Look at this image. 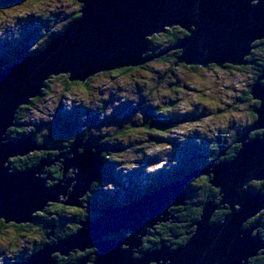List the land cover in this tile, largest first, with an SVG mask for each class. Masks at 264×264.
I'll return each instance as SVG.
<instances>
[{"label":"water","instance_id":"1","mask_svg":"<svg viewBox=\"0 0 264 264\" xmlns=\"http://www.w3.org/2000/svg\"><path fill=\"white\" fill-rule=\"evenodd\" d=\"M79 19L41 52L7 68H0V220L6 224H27L49 203H58L67 195L71 181L65 174L77 169L76 184L64 205L80 207V198L100 177L103 150L93 141L80 139L70 147L65 158L63 178L58 185L47 186L41 159L23 171H11L10 159L45 149L33 136L9 140V127L20 106H29L52 77L66 75L71 83L87 84L100 73L143 66L151 58L150 39L178 27L187 36L177 46V65H210L222 69L248 65L247 58L264 40V0H80ZM66 26V24H64ZM250 94L259 103L253 127L236 140L239 150L226 160L186 174L138 200L122 207H109L96 219L78 223L72 235L46 244L19 264H57L52 255L69 256L75 251L96 249V264H247L264 248V239L253 235L257 225L244 229L248 220L264 210V193L253 192L251 182L264 180V70L252 85ZM259 135L250 138L254 131ZM90 142V143H88ZM82 149V152L79 150ZM96 150V151H94ZM47 160V162H46ZM38 174V176H37ZM209 177V184L219 191L220 201L206 202L195 222L194 233L180 247H161L135 253L144 237L158 223L175 220L170 209L183 207L188 200L186 187L192 179ZM66 183L63 185L62 183ZM227 205L228 214L219 221L216 209ZM129 232L122 238L109 235ZM126 246V248L123 247ZM85 264V260L81 262Z\"/></svg>","mask_w":264,"mask_h":264},{"label":"rangeland","instance_id":"2","mask_svg":"<svg viewBox=\"0 0 264 264\" xmlns=\"http://www.w3.org/2000/svg\"><path fill=\"white\" fill-rule=\"evenodd\" d=\"M3 1L9 2L8 0L0 1V54L20 45V41L25 38L27 44L30 45V50L34 49L49 35L61 31L65 27L64 24L68 25L71 22V13L76 8L80 9L75 0H37V2L17 3L9 6L4 3L1 5ZM158 40H155L154 44L158 43ZM258 57L259 55L255 53L254 58L258 59ZM255 68L256 66L252 65L242 71L235 72L214 67L191 73L183 67H177L173 71L174 77L172 76L173 79H171L168 66L154 61L146 69L133 70L125 74L110 75L108 73L107 75H100L102 74L100 73L95 76L100 75L99 78L93 77L95 79L89 80L87 86L74 85L71 86V89L67 86L66 76L64 78L59 76L50 79V87L47 88L49 92L42 99L34 102L31 106H26L28 109L21 112V120L22 123L27 124L28 127H25L27 131L34 132L32 136L37 138V145L43 147L45 144L41 140L45 135H52L57 131L59 138L65 139L67 137L59 130L62 125L57 124L56 119L59 113L64 115L66 123L70 122L67 119H77L79 121L78 130L90 129L96 139H99L100 142L103 141V143H106V138L100 139L97 137L101 136L102 132L110 130L115 136L116 129H122L124 126L129 128L133 132L134 137L132 139L134 141L130 145L125 144L122 150L119 149L117 154L121 156V159L119 158L121 161L118 163L113 162L109 166L111 180L120 182L121 189L110 182L99 184L108 194L118 195L117 197H120L121 201H125L119 195L126 198L129 195L138 196L141 193L143 195L148 192L151 193L157 189L149 191L148 186L152 183L159 185L161 182L167 181L168 176L175 174L178 169L182 170L189 163L195 162L197 165L196 170L200 169L199 167L203 165L199 163L202 162L193 159H197L198 155L203 156L205 147L207 148L210 143H213L220 132L222 133L220 142H223L221 144L224 145V150L229 152L232 144H238L236 143V137L253 127V118L250 116V111L254 110V102L256 101L249 99L247 93L250 92V87L255 83L253 81V77L257 72ZM173 82L174 85L179 87L178 89L174 87ZM169 87L172 89V97L168 94L170 92ZM138 88L142 92L140 95L142 101L136 95V91H139ZM171 100H175V102L172 103ZM140 102L142 103L140 105L142 106V112L138 115H132V111ZM162 105L166 109L158 114L157 118L161 122L166 121L165 131L159 133H155L153 130L143 131L144 128L141 127V123H147L153 117L152 114L154 115L153 111L152 113L149 111V107ZM85 117H89L90 121L85 120ZM92 119L93 121H91ZM133 123H137L135 129H131ZM21 129L23 128L19 129L20 132ZM26 130L24 131L26 132ZM24 138H27V136L19 140ZM198 141L202 142L203 147L198 150V155H196L192 150L193 145L197 144ZM135 147L138 149L132 150ZM142 148L147 153L144 156H139L137 152H141L139 149ZM194 150L196 149L194 148ZM46 151L53 154L60 153L58 154L60 156L61 152L66 150L62 148L58 149L59 152ZM115 152V150L110 151L109 156L115 157ZM53 158L55 159V157ZM223 159V157L219 158L220 161H215V163H219ZM11 161L13 160L10 159ZM49 167L44 168V170H48ZM184 169L186 170V168ZM48 176L49 174L46 172L45 177ZM72 176L75 178V175ZM203 180L201 175L192 179L190 183L200 185ZM46 184L47 186L50 184V187L53 186L49 180ZM62 184L66 185L64 182ZM73 184H76V182L72 181V187ZM195 189L189 200L199 198L201 189ZM62 200L67 201L69 198L60 196L59 202ZM51 204L53 203H49V206L46 207L50 209L47 212L56 209L50 206ZM127 204H129L128 201ZM187 204L188 202H186ZM184 207L178 206L174 210L170 209L176 219L160 223L156 227L177 223L179 221L178 209ZM95 211L87 210L84 213L91 216V213ZM263 212L264 210L261 213ZM50 215L51 218L57 219H59L58 215L62 216L59 219L62 228L58 227V231L61 232L70 227L71 221L69 219L75 215V212L71 209H65L61 214ZM191 229L194 233L195 227H188L186 237L191 236H187ZM2 232V235H0V264H8L10 262L9 258L12 261L23 258L25 254L36 247V241L41 239L40 232L35 229L30 234H17L11 227L4 228ZM128 234L129 232L122 230L121 234H116V238H122ZM63 237L66 236L63 235ZM63 237L62 239H64ZM147 237H150V235ZM147 237L145 238L147 239ZM145 238L143 240H146ZM148 239L154 241L157 237L151 236ZM58 241L59 239L55 240L54 243L58 244ZM143 244L141 250H143ZM123 247L126 248L125 245ZM156 247L160 248L161 244L151 247V249ZM55 254L59 255L58 252ZM135 256L139 257L141 255L135 254ZM57 264L59 263L57 262ZM62 264L68 263L64 262Z\"/></svg>","mask_w":264,"mask_h":264},{"label":"trees","instance_id":"3","mask_svg":"<svg viewBox=\"0 0 264 264\" xmlns=\"http://www.w3.org/2000/svg\"><path fill=\"white\" fill-rule=\"evenodd\" d=\"M2 1V0H0ZM9 2H1V5L4 3L6 4L7 6L9 5H15L17 3H27V2H37V0H8ZM80 0H75V3L78 4V6H80V9H81V3H78ZM78 9V8H76ZM79 14L77 13V11L75 10L74 12L71 13V18H70V23L68 25H66L65 27L62 28L61 31L55 33V34H51L49 35L43 42H40V45H37L35 46V48L32 50H30L29 46L26 42V38L22 41H20V45H17L15 48H10L8 51L6 52H2L0 54V68H7L8 66L10 65H13V64H16L18 62H20L23 58H27V57H31L39 52H41L43 49H45L54 39H56L58 36H60L62 33H64L67 29H69L73 24H75L77 22V20L79 19ZM187 36V32H185L184 30H181L180 28L176 27V28H172V29H167L165 33L163 34H160L158 36H154L153 38L150 39V51L147 53L146 57L148 58H152L150 59L149 62H147L145 65L143 66H138V67H128V68H124V69H121V70H115V71H111V72H106V73H102L100 75H107L108 73L110 75H114V74H125V73H128L130 71H133V70H139V69H146L147 67H150V65L156 61L158 63H163L165 65L168 66V69L170 71V78L173 79L174 75H173V71L175 70V68L177 67H183L184 69H186L187 71L191 72V73H196L197 71H200L204 68L202 67H199V66H186V65H177V60H178V57L180 55V50L177 49V46L180 44V42L185 39ZM159 39V40H158ZM155 40H158L157 42L158 43H155ZM22 44V45H21ZM254 46H256V48L252 51L251 55L247 58L248 61H250V63L248 65H245V66H242V67H234L232 65H229V64H226L225 67L223 69L225 70H232V71H242L244 70L246 67H250L252 65L256 66V70L257 72L255 73L254 77H253V81L255 82L256 79L261 75L262 71L264 70V40H261V41H258L254 44ZM255 53H257L259 55L258 59H255L254 58V55ZM216 67L215 65H210L209 67L205 68V69H212ZM204 69V70H205ZM99 75V76H100ZM99 76L95 77V78H99ZM173 76V77H172ZM65 76H62V78H64ZM52 78H55V77H52ZM50 78V79H52ZM95 78H92V79H89V80H94ZM50 79L47 80L45 82V88L42 90V93L41 95L32 100L31 101V105H33L34 102H37L38 100L42 99L43 96H45L47 94L48 89H49V82H50ZM66 79L68 80L67 82V86L69 89H71V86H87V84L83 85L81 83H71L68 79V76H66ZM168 79V77H167ZM173 85H174V82H173ZM49 86V87H48ZM174 87L176 89H178L179 87L174 85ZM252 87V86H251ZM250 87V89H251ZM48 88V89H47ZM170 89V87H169ZM137 90L139 91H136V95H138V99L140 101L141 98H140V95L142 94V92H140L141 90L138 88ZM171 90L170 89L168 92V94L172 97V93H171ZM247 96L249 99H252V96L249 93H247ZM143 98H145V96H143ZM160 102V101H159ZM172 103L175 102V100H171ZM142 103L140 102L138 105H136L137 107L134 108V110L132 111V115L135 114V115H138V113L142 112ZM259 103L256 101L254 102V110L258 107ZM171 106H173V104H171ZM24 109H28V107L24 106L22 107L20 110H19V113L17 115V119H16V126H14L13 128H11L9 130V135H8V138L10 140H19L20 138H23V137H26V136H32V134L34 132L32 131H27L25 127H28L27 124L25 123H22V120H21V112L24 110ZM166 109L163 108V105L162 106H156V107H149V111L152 113H154V115L152 114V118H150V120L147 122V123H141V127L144 128L143 131H150V130H153L155 133H159V132H162V131H165L164 127L166 126V121H159L158 120V114H161V112H163L164 110ZM254 110H251L250 112V116L251 118H253V124L254 122L256 121L257 119V116L256 114L254 113ZM64 115L62 113H59L57 115V124L60 122L59 125H65V124H72V125H78L79 124V121L77 119H67L69 120L70 122L69 123H66L65 119H64ZM136 119V118H134ZM85 120H89L90 121V118L88 117H85ZM93 121V119L91 120ZM133 122H135L134 120H132ZM137 123H133V125L131 126V129H135L137 127L136 125ZM23 128L21 129V132L19 131L20 128ZM86 129L88 128H85V129H82V135H84L83 137V140L86 141L88 139H91V138H94V134L93 132H85ZM26 130V132L24 131ZM90 130V129H89ZM117 131V132H116ZM116 132V135L114 136L113 133L110 131V130H107V132H102L101 133V136H98L100 139L101 138H106V144L104 145H100L102 147H106L107 148V152L103 153L102 154V161L105 162V159L108 161L106 164V166L104 165L103 167H105V172L106 174L109 176L111 175L110 173V169H109V166L111 165V163L115 162V163H118L119 161H121V156L117 154V152L120 150H122L124 147L125 144H132V142L134 141L132 139V137H134L133 135V132L127 128V127H123L122 129H116L115 130ZM259 133H261V131L259 132H254L253 134L250 135V138H254L256 137L257 135H259ZM111 135H112V138H111ZM222 133L220 132L216 139L213 140V143H210V145L207 146V148L205 147V155L203 154V156H199L198 155V150L203 147L202 142L198 141L197 144L193 145V147L197 150H192V152L196 155H198V158L197 159H193L194 161H200L202 163H199V164H202L203 166L205 165H208L210 164L212 161H220L218 159V156L220 154L221 151L224 150V145L221 144L223 142H220V137H221ZM34 138V137H33ZM238 137H236L237 139ZM34 140L37 141V138L35 137ZM75 140H78V139H74V140H70L69 141V146H71L73 144V142ZM92 140V139H91ZM100 142V140H99ZM103 142V141H102ZM45 144V143H44ZM46 146V150H58L60 147L59 146H54V147H47V145L45 144ZM231 149L229 152H227L226 150V154H227V158L226 160H231L236 152L239 150V147L240 145L237 144V145H231ZM70 148V147H69ZM67 149H68V146H67ZM138 149L137 147H135L134 149L132 150H136ZM116 151L114 154H115V157H110L109 155V151ZM141 152H137L138 155H146L147 151L144 150L143 148L142 149H139ZM44 151V150H42ZM66 153L68 152L67 150L65 151ZM37 153V152H35ZM35 153H32L28 156H26V158L29 160L28 162H32V165H36L40 160L41 158L38 157V156H34L33 154ZM33 156V157H32ZM142 156V157H143ZM28 157H31L28 158ZM108 157V158H107ZM120 158V159H119ZM203 158V159H201ZM17 159V158H16ZM16 159H12L13 161H15ZM19 160L21 158H18ZM123 161V160H122ZM24 164H26L24 162ZM61 165V164H60ZM25 168H28L27 165H24ZM202 166V167H203ZM62 167V165H61ZM196 163H192V164H188L186 165V170L183 168L182 170L181 169H178L176 170V173L175 174H171L170 176H168V180L167 181H164V182H161L159 185L156 184V183H152V185L148 186V190L149 191H153L155 189H159L163 186H165L166 184L174 181V180H178L180 178H182L183 176H185L186 174H189L193 171L196 170ZM202 167H199V168H202ZM184 170V171H183ZM50 176V175H49ZM61 176V175H60ZM51 178V177H50ZM67 179V178H66ZM203 182L200 183V185L196 184V183H189V185L186 187V192L189 196V199H190V195L195 192V188H200L201 189V194L198 196L199 198L197 199H193L192 200H187L186 202H188V204L184 207V208H179L178 209V222L175 223V224H166V225H162L160 227H154L152 230H150L151 234H150V237L151 236H156L157 235V239H155L154 241L151 239H148L150 237H147L146 240H143L145 243H147L148 247L146 246H143V250H147L149 249L150 247H153L154 246H159V244H162V242L164 243H168V245H172L173 247H179V246H182L187 238H186V232H185V229H187L191 224H194L196 221L199 220L200 218V215H201V212H202V206L206 203V202H211V201H214L215 204H219V201H220V196H219V191L215 188H213L210 184H209V177H206V176H203ZM52 180V178H51ZM53 181V180H52ZM54 183V182H53ZM253 183V184H252ZM157 185V186H156ZM250 186H252L251 188L253 190H256L257 189H260V190H263L262 193H264V184H262V182L260 184H255V182H251L250 183ZM142 192V190H140ZM150 193V192H148ZM139 198V197H138ZM102 202L100 199H99V203ZM44 212H38L35 214V220L37 219V221L41 222L42 223V228H38L39 232L41 233V239L36 241L37 242V247L34 248L31 252H36L38 251L39 249H41L44 245L46 244H53L54 243V240L56 239L55 235H54V232L55 230L57 231L58 230V224L62 218V216H59L58 215V218H50V219H46V218H43ZM62 212H60L61 214ZM76 213V211H75ZM228 214V211H225V210H220L218 211L217 213H215L214 217H213V220H222L226 215ZM86 217L82 216V217H79L77 218V221H81L83 219H85ZM256 218V217H255ZM254 219H251L250 221H252ZM1 221V220H0ZM250 221L247 222L248 225H250ZM3 220L2 222H0V235H2V230L5 228V227H2L4 226L3 224ZM79 226V225H78ZM55 227H57L55 229ZM19 228V231H22V232H26L28 234H30V232L34 231L33 227L32 229H28V230H24L20 227ZM80 228L77 227L75 229H72V230H69V232H77L78 229ZM55 229V230H54ZM68 232V231H67ZM153 232V233H152ZM156 232V233H155ZM155 233V234H154ZM33 235V234H31ZM35 235V234H34ZM70 236V235H69ZM184 236V237H183ZM34 237V236H33ZM39 237V236H38ZM68 237V236H66ZM110 237V236H109ZM109 237H107L106 239H108ZM112 239V238H111ZM74 253V252H73ZM80 257V258H79ZM63 258L65 259V261H61L60 259ZM67 257H64V256H61L60 254L59 255H54L53 256V260L59 262L60 264L61 263H68V264H81L82 260H81V256L79 255L77 257V263H71L68 261V259H66Z\"/></svg>","mask_w":264,"mask_h":264},{"label":"flooded vegetation","instance_id":"4","mask_svg":"<svg viewBox=\"0 0 264 264\" xmlns=\"http://www.w3.org/2000/svg\"><path fill=\"white\" fill-rule=\"evenodd\" d=\"M77 127H78V125H72V124L62 125V126H60L61 129H59V130L62 131V133H63L64 136H67L66 138L64 137L65 139L59 138V136L57 135V131H56L52 135H45V137H43L41 141H43L47 145V147L48 146L49 147L59 146L61 149L63 148V150H67L68 151L69 150V147H70L68 143H69L70 140H74V139L80 140V139H83V137H84V135L81 134L82 133V130L81 131L78 130ZM88 131L92 132L89 129H86L85 132H88ZM91 139L93 141L92 145L93 146H98V150H103V153L104 152L106 153L108 151L106 147L100 146V145H104L106 143L99 142V139H96V136H94V138H91ZM50 144H52V145L50 146ZM67 146H68V149H67ZM45 151H46V149H44V151H39V152H37V153H35L33 155L35 157L38 156L41 159L44 157L43 159H48L49 162H52V160L54 159L53 157H55V159H56V158H58L57 157L58 154H60V153H57V154L54 153L53 154V153H50L48 151H46V152ZM55 151H58V150H55ZM55 151L52 150V152H55ZM94 151H96V150H94ZM64 152L65 151H62L61 153H64ZM79 152H82V149H80ZM19 158H21V159L19 160L17 158L15 161H11L10 162L11 171H14V172L23 171V170H27L30 167L34 166V165H32V162H30V163L28 162L29 160L26 157H24V158L23 157H19ZM28 158L31 159V157H28ZM101 158H102V155H101ZM63 161L65 162V159H62V162ZM16 162H18L19 164L16 163ZM24 162L26 164H24ZM107 162L108 161L105 159V162H104L103 166L104 165L106 166L105 163H107ZM60 164H61L60 162H55L54 164H51V166L49 167L48 170H45L46 172H48V174L52 178L53 181L50 180V182H51V185H53V186L57 182H60L62 180V178H63L64 166L61 167ZM24 165H27L28 168H25ZM103 166L101 168V172H100L101 175H100V177L96 181H94V183H92V185L90 187V191L86 192L80 198V207H71V206L64 205L63 202L66 201V200H62L59 203H53V204L50 205V206H53V207L56 208L54 211L47 212V211L50 210L49 207L45 209V211L43 213L44 214L43 218H46V219H50L52 217L50 214L57 215V213L64 212L65 209H71L74 212L76 211L75 215L72 216L69 219V221H71L70 227H67L65 230H63L61 232H59L58 230L56 231L55 229L57 227H55V229H54L55 230L54 235L56 237L55 240L62 239L63 235L69 236L70 234H72L73 232H69V230H72V229H75V228L79 227L78 226V223L79 222L84 221L86 219H91V220L96 219L97 217L102 216L104 214L105 210L107 208H109V207H122L123 205H126L127 201H128V203H131L132 201L138 200L139 198H141L143 196L142 193H141V195H138V196H131V195H129V196H126V198L123 195H119V196H122L125 199V201H121L120 200V197L119 198L117 197L118 195L108 194L105 190L102 189V187L99 186V184H102L104 182H110V183H112V185L119 186L118 189H121V185L119 184L120 182L112 181L111 180L110 175L108 176L106 174L105 167H103ZM73 171H75V173H76V169L74 170L73 168H71L65 174V177L67 178L68 181H70V180L73 181V176L72 175H75V173H72ZM72 181H71V184H72ZM255 184H256V182H255ZM257 184H260V182H257ZM262 184H264V182H262ZM48 185L50 186V184H48ZM74 185L75 184H73V186ZM250 187H252V186H250ZM72 188H73L72 185H70L66 196H68V194L72 190ZM251 190L253 192H258V191L263 192V190H260V189H257V191H256V190H253L251 188ZM127 197L130 198V199L128 200ZM99 199L102 202L99 203ZM86 209L89 210V211H92V210L93 211L96 210V211L95 212H92L91 213V216H89V215H86L84 213V212L87 211ZM82 216H84L86 218L83 219V220H81V221H77V218L82 217ZM215 221H219V220H215ZM0 222H2V220ZM3 224H4V226H2V227H5V228L11 227L12 229L15 230V233H17V234L26 233V232L19 231V228L18 227H20V228H22L24 230H28L29 228L32 229V227H33V229L39 231L38 228H42V226H43L41 222L37 221V219L34 220L33 222L27 223V224H23V223L22 224H16V223H13V222L8 223V224H6L4 222ZM249 224L250 225H248L246 223L244 225V229H247L248 230V229H251L252 228V225H257V227L255 228V231L253 232V235L258 234V235L261 236L262 239H264V212L261 213L260 215H258L256 218H254V220L250 221ZM58 227L62 228V226H60V224H58ZM67 230H68V232H67ZM186 230L187 229H185V232H186ZM123 233H125V232H123ZM26 234H28V233H26ZM109 236H108L109 238H116L117 237L116 234L115 235H109ZM155 237H157V235ZM186 238L188 240L189 237H186ZM55 240H54V242H55ZM143 246L148 247L147 243H144ZM169 246H171L173 249L177 248V247H173L170 244H169ZM36 247H37V245H36ZM152 247H153V245H152ZM95 253H96V249H87V250H85L83 252H81V251H75L74 253L70 254L66 259H68V261L71 262V263H77V260L80 258L79 257L77 259V257L80 255L81 256V260L82 259L85 260V264H96V255H95ZM30 254H31V252L25 254L23 258L21 257L17 261L16 260L15 261H12V259L9 258L8 260L10 262L8 264H19L22 261H24L25 259H27L30 256ZM137 255H139V254H137ZM60 260L61 261H65V259H63V258H61ZM248 264H264V249H262L261 252L259 251L257 253L256 257H254L252 259H249L248 260Z\"/></svg>","mask_w":264,"mask_h":264},{"label":"bare ground","instance_id":"5","mask_svg":"<svg viewBox=\"0 0 264 264\" xmlns=\"http://www.w3.org/2000/svg\"><path fill=\"white\" fill-rule=\"evenodd\" d=\"M260 41H261V40H260ZM257 42H258V41H257ZM151 59H152V58H151ZM247 61H248V60H247ZM249 62H250V61H249ZM244 66H245V65H244ZM262 73H263V71H262ZM262 73H261V74H262ZM59 76H66V75H59ZM59 76H57V77H59ZM88 81H89V80H88ZM41 93H42V92H41ZM40 95H41V94H40ZM40 95H39V96H40ZM39 96H38V97H39ZM24 106H25V105L20 106L19 110H20L22 107H24ZM19 110H18V112H17V115H18V113H19ZM17 115H16V119H17ZM16 119L14 120L13 124L9 127L8 130H10L11 128H13L14 126H16V124H15V123H16ZM247 131H249V129H248ZM247 131H246V132H247ZM254 132H259V130H258V131H254ZM76 141H78V140H76ZM236 141H237V140H236ZM236 143H237V142H236ZM44 147H45V149H47L46 146H44ZM70 147H71V146H70ZM60 149H61V148H60ZM69 149H70V148H69ZM43 150H44V149H43ZM38 151H39V149L37 148L36 151H33V152H30V153H27L24 157H26V156H28V155H30V154H32V153L38 152ZM40 151H42V150H40ZM71 155H72V152H71L70 150H68L67 153L64 152V153H62L60 156L58 155V156H57L58 158L53 159V160H52V164H54L55 162H61V163H62L61 165L64 166V161L62 162V159L68 158V157H70ZM13 158L16 159V158H19V157H12V159H13ZM48 161H49V160H48ZM46 162H47V160H46ZM74 170H75V169H74ZM44 173H46V172H44ZM73 173H75V171H73ZM45 178H48L49 181L51 180L50 176L45 177ZM65 180H67V179L65 178ZM261 182H264V180H261L260 183H261ZM59 183H60V182H57V183L55 184V186L58 185ZM147 194H148V193H147ZM62 196H63V197H67V196L64 195V194H62ZM188 199H189V196H188ZM185 206H186V205H185ZM176 207H178V206H176ZM176 207H175V208H176ZM172 208H173V207H172ZM172 208H171V210H174V209H175V208H173V209H172ZM228 208H229V207H228L227 205L223 204V205H221L220 207H218V208L216 209V212H218V211H220V210L228 211V210H229ZM45 209H46V208H45ZM171 210H169V211H170V215L173 216V217L175 218V216L172 214V211H171ZM228 212H229V211H228ZM259 214H260V213H259ZM259 214H258V215H259ZM258 215H257V216H258ZM257 216H256V217H257ZM175 219H176V218H175ZM250 220H251V219H250ZM250 220H248V221H250ZM167 221H168V220H167ZM167 221H165V222H167ZM248 221H247V222H248ZM157 223L160 224V222H157ZM161 223H163V222H161ZM158 224H157V225H158ZM193 227H195V224H194V225L191 224V225L189 226V228H193ZM191 233H192V229H191V231H190L189 233H187V236H190V235L193 234V233H192V234H191ZM150 234H151V232L148 233L145 237H147V236L150 235ZM145 237H144V238H145ZM165 244L168 245L167 243H165ZM141 247H142V245H141ZM141 247L139 248V250H137V252H136L135 254H140L142 251H144V250H141ZM93 249H94V248H93ZM150 249H151V248H150ZM259 251H262V249H260ZM259 251H258V252H259ZM254 257H256V256H254ZM254 257H251V258H254ZM251 258H250V259H251ZM247 263H248V262H247Z\"/></svg>","mask_w":264,"mask_h":264},{"label":"clouds","instance_id":"6","mask_svg":"<svg viewBox=\"0 0 264 264\" xmlns=\"http://www.w3.org/2000/svg\"><path fill=\"white\" fill-rule=\"evenodd\" d=\"M38 98V97H37ZM10 140V139H9Z\"/></svg>","mask_w":264,"mask_h":264}]
</instances>
